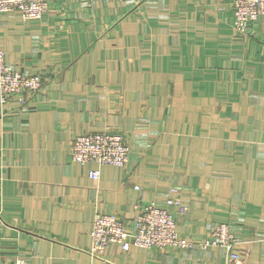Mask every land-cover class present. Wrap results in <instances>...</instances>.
<instances>
[{
	"label": "crops",
	"instance_id": "0c3cea01",
	"mask_svg": "<svg viewBox=\"0 0 264 264\" xmlns=\"http://www.w3.org/2000/svg\"><path fill=\"white\" fill-rule=\"evenodd\" d=\"M232 4L51 0L39 19L0 14L5 63L49 75L0 102V264H101L95 214L131 231L149 203L195 245H110L105 259L224 264L197 245L224 223L247 264H264V16L239 36ZM105 130L124 136V167L71 159L75 136Z\"/></svg>",
	"mask_w": 264,
	"mask_h": 264
},
{
	"label": "built area",
	"instance_id": "2783aa9c",
	"mask_svg": "<svg viewBox=\"0 0 264 264\" xmlns=\"http://www.w3.org/2000/svg\"><path fill=\"white\" fill-rule=\"evenodd\" d=\"M51 0H0V14L18 13L24 21L39 19L47 11ZM233 28L239 36H245L249 26L264 16V0H233ZM45 83L44 74H24L4 61L0 48V102L10 97L30 96L40 92ZM129 148L122 135L107 130L89 132L75 136L70 146L71 159L80 164L94 162L99 165L124 167L128 161ZM97 179L99 171L89 172ZM172 201L168 200L167 205ZM92 257L101 264H116L105 259L104 253L110 245H118L122 251L130 247L140 248H192L195 243L187 240L176 230L174 215L165 208L149 203L141 207L133 221L131 231L111 213H96L91 227ZM201 250L221 249L224 264H247L246 256L237 248V242L227 224L215 225L207 239L197 244ZM13 264H26L17 259Z\"/></svg>",
	"mask_w": 264,
	"mask_h": 264
},
{
	"label": "rangeland",
	"instance_id": "374dc122",
	"mask_svg": "<svg viewBox=\"0 0 264 264\" xmlns=\"http://www.w3.org/2000/svg\"><path fill=\"white\" fill-rule=\"evenodd\" d=\"M48 77V80H49V75L48 76H46L45 75V80H46V78ZM110 132V131H109ZM111 133H113V132H111ZM114 134H118V135H122V134H119V133H114ZM81 135H84V134H81ZM78 136V135H77ZM123 136V135H122ZM124 137V136H123ZM124 140H125V138H124ZM125 142H126V140H125ZM127 144V143H126ZM128 146V145H127Z\"/></svg>",
	"mask_w": 264,
	"mask_h": 264
}]
</instances>
